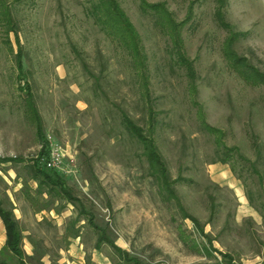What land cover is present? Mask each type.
Returning a JSON list of instances; mask_svg holds the SVG:
<instances>
[{"label": "rangeland", "instance_id": "obj_1", "mask_svg": "<svg viewBox=\"0 0 264 264\" xmlns=\"http://www.w3.org/2000/svg\"><path fill=\"white\" fill-rule=\"evenodd\" d=\"M0 1V201L30 264H133L122 253L264 264V0H116L139 36L149 99L89 0ZM155 5L181 25L178 52ZM148 108L176 199L163 200L122 122L147 130ZM46 138L79 204L36 195L28 168L43 166Z\"/></svg>", "mask_w": 264, "mask_h": 264}, {"label": "trees", "instance_id": "obj_2", "mask_svg": "<svg viewBox=\"0 0 264 264\" xmlns=\"http://www.w3.org/2000/svg\"><path fill=\"white\" fill-rule=\"evenodd\" d=\"M88 2L90 3L88 14L95 19L100 29L109 38L115 41L124 52H126L127 56L130 58L132 69L136 71L137 76L141 80L142 90H144V97L149 99L147 76L145 71V57L140 46L139 36L135 29L130 24L123 11L120 9L116 0H89ZM142 4L143 6L145 5L144 2H142ZM0 7L4 13L6 7L3 2L1 3V1ZM146 7L149 8L148 6ZM150 8V10H152L154 13L156 25L161 28V30L169 37L173 48H175L178 52L181 46V25H178L173 21L171 14L165 9L163 5H155L151 6ZM4 15H6V12ZM18 68L21 71L22 64L20 61H18ZM235 70L237 74L244 77V70L240 68ZM31 98V93L26 91L25 103L27 112L35 125L36 134L39 140L42 141L44 140L42 121L37 110L32 104ZM148 115L149 123L147 130L137 126L130 118L125 115H122V122L128 134L136 138L137 141L142 145L143 156L149 165L151 176L158 184L159 192L162 194L163 200L168 201L170 199H176L171 189L172 182L169 180L167 170L152 136L153 116L151 113V108H148ZM47 146V140L45 139V144L41 153L42 156L46 154ZM28 170L29 180L36 184L35 192L37 196L47 195L51 202H53L54 199H64L67 202L73 203V205L79 204V201L73 196L70 189L67 188L64 179L56 172L50 171L39 164L34 166L32 165L28 168ZM26 184L27 182L25 181L24 185ZM0 219L3 223L6 234L5 244L0 250V264H30L27 261L28 257L21 246L22 235L21 231L19 230L18 221L16 220L12 210L6 209L1 201ZM122 254L125 255L127 262L130 261L133 264H139L136 260H130L127 253Z\"/></svg>", "mask_w": 264, "mask_h": 264}, {"label": "built area", "instance_id": "obj_3", "mask_svg": "<svg viewBox=\"0 0 264 264\" xmlns=\"http://www.w3.org/2000/svg\"><path fill=\"white\" fill-rule=\"evenodd\" d=\"M46 140L48 146L46 154L41 158V164L53 172L64 171V155L61 147L52 142L50 138H46Z\"/></svg>", "mask_w": 264, "mask_h": 264}, {"label": "crops", "instance_id": "obj_4", "mask_svg": "<svg viewBox=\"0 0 264 264\" xmlns=\"http://www.w3.org/2000/svg\"><path fill=\"white\" fill-rule=\"evenodd\" d=\"M1 229L4 230V239H3V242L0 243V250H1V248L4 246L5 241H6L5 229H4L3 223H2V221H1V219H0V230H1Z\"/></svg>", "mask_w": 264, "mask_h": 264}]
</instances>
